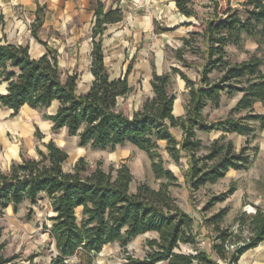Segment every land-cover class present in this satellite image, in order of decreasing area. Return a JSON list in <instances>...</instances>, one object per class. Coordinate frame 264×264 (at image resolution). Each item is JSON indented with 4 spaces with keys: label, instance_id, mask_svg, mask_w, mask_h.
<instances>
[{
    "label": "clouds",
    "instance_id": "clouds-1",
    "mask_svg": "<svg viewBox=\"0 0 264 264\" xmlns=\"http://www.w3.org/2000/svg\"><path fill=\"white\" fill-rule=\"evenodd\" d=\"M0 264H264V0H0Z\"/></svg>",
    "mask_w": 264,
    "mask_h": 264
},
{
    "label": "trees",
    "instance_id": "trees-1",
    "mask_svg": "<svg viewBox=\"0 0 264 264\" xmlns=\"http://www.w3.org/2000/svg\"><path fill=\"white\" fill-rule=\"evenodd\" d=\"M209 71H211V69H209ZM233 75H235V74H233Z\"/></svg>",
    "mask_w": 264,
    "mask_h": 264
}]
</instances>
